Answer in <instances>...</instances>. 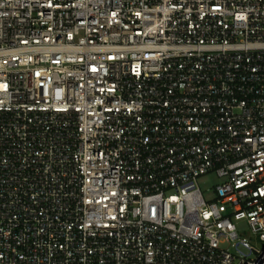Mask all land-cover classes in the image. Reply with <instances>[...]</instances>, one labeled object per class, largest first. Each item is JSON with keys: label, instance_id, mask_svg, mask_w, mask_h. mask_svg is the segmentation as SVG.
Listing matches in <instances>:
<instances>
[{"label": "built area", "instance_id": "2783aa9c", "mask_svg": "<svg viewBox=\"0 0 264 264\" xmlns=\"http://www.w3.org/2000/svg\"><path fill=\"white\" fill-rule=\"evenodd\" d=\"M0 264H264V0H0Z\"/></svg>", "mask_w": 264, "mask_h": 264}, {"label": "rangeland", "instance_id": "374dc122", "mask_svg": "<svg viewBox=\"0 0 264 264\" xmlns=\"http://www.w3.org/2000/svg\"><path fill=\"white\" fill-rule=\"evenodd\" d=\"M222 182V179L216 173H209L199 178L198 185L206 199L214 197V189ZM247 228L246 225L243 226Z\"/></svg>", "mask_w": 264, "mask_h": 264}]
</instances>
